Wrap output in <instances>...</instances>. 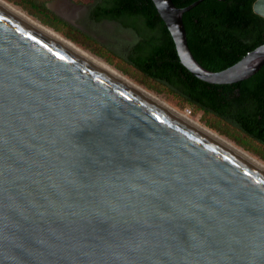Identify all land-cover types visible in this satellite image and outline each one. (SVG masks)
I'll list each match as a JSON object with an SVG mask.
<instances>
[{
	"label": "water",
	"instance_id": "water-1",
	"mask_svg": "<svg viewBox=\"0 0 264 264\" xmlns=\"http://www.w3.org/2000/svg\"><path fill=\"white\" fill-rule=\"evenodd\" d=\"M152 1L199 80L264 66L204 68V0ZM0 264H264V170L0 4Z\"/></svg>",
	"mask_w": 264,
	"mask_h": 264
},
{
	"label": "trees",
	"instance_id": "trees-1",
	"mask_svg": "<svg viewBox=\"0 0 264 264\" xmlns=\"http://www.w3.org/2000/svg\"><path fill=\"white\" fill-rule=\"evenodd\" d=\"M26 1L34 6L35 1ZM197 1L173 3L186 8ZM256 2L204 0L183 15L189 48L204 68L223 71L264 44V17L255 11ZM41 15L39 22L56 32L60 27L79 32L51 12ZM85 20L114 23L118 35L126 32L132 36L116 47L121 52L116 59L121 60L124 73L137 75L148 89L203 112L208 127L237 144L254 151L258 146L264 149V66L250 79L233 85L199 80L181 64L173 38L152 0H97Z\"/></svg>",
	"mask_w": 264,
	"mask_h": 264
},
{
	"label": "rangeland",
	"instance_id": "rangeland-1",
	"mask_svg": "<svg viewBox=\"0 0 264 264\" xmlns=\"http://www.w3.org/2000/svg\"><path fill=\"white\" fill-rule=\"evenodd\" d=\"M4 1L15 7L17 10L21 11L25 15L29 16L33 21H36L39 24H41L39 22V17L42 16V12H45L46 14H48L49 12L55 14L60 19H62L72 27L76 28L79 32H72L71 30L65 27H60V32H56L52 28H49L43 24L41 25L51 31L56 32L66 40L72 42L73 44L83 49L97 60L107 64L108 66H110L111 68H113L114 70H116L117 72H119L141 88H143L144 90L150 92L151 94L158 97L159 99H161L171 107L177 109L179 112L185 114L186 116H188L186 112L191 109L192 114L188 117L199 122L203 127L208 128L211 131L219 134L221 137H223L230 143L234 144L238 148L248 153L250 156L257 159L259 162L264 164V149L262 147L258 146L255 148L257 151H254L253 149L247 148L246 146H241L237 144L230 137L222 135L219 133V131L208 127L205 124V122H207L208 120L205 119L203 112H198L193 107L188 106L186 104H182L165 93H157L154 90L148 89L143 85L144 83L137 75H134L128 71H126L128 73H124L125 71H122L124 69L122 68V64L120 63L121 60L116 59L117 57H120L117 56V52L119 54L121 53L119 50L116 49V47H118L117 45L124 43L122 40H131L132 36L127 34L126 32L120 33L118 35L117 29L119 28L114 23L104 22L102 24H94L86 20L83 21V18L87 17L91 9V4L97 0H70L72 3L68 7L71 14L70 16L66 14V10H62V8H60V2H58V0H32L35 1L33 2L34 6L26 0ZM35 13L38 14L37 17H34V15L36 16ZM80 21H83L82 24L80 23Z\"/></svg>",
	"mask_w": 264,
	"mask_h": 264
},
{
	"label": "bare ground",
	"instance_id": "bare-ground-1",
	"mask_svg": "<svg viewBox=\"0 0 264 264\" xmlns=\"http://www.w3.org/2000/svg\"><path fill=\"white\" fill-rule=\"evenodd\" d=\"M58 2H60L59 3L60 8H62V10H66V14L68 16H70L71 14H70V11H69L68 7L72 4L71 1L70 0H58ZM0 4L2 6H4L5 8H7L8 10H10L11 12L15 13L16 15H18L19 17H21L22 19H24L25 21L29 22L30 24H32L36 28L40 29L41 31H43L47 35L51 36L55 40L59 41L60 43L64 44L68 48H70L73 51H75L76 53H78L81 56L85 57L86 59H88L89 61H91L95 65L99 66L100 68H102L103 70L108 72L109 74L113 75L114 77H116L120 81H122L125 84H127L128 86L132 87L133 89H135L139 93L143 94L147 98L151 99L155 103L159 104L163 108H165L168 111H170L171 113L175 114L179 118L185 120L186 122L190 123L191 125L195 126L196 128H198V129L202 130L203 132L207 133L208 135L212 136L216 140L220 141L224 145L228 146L229 148H231L232 150L236 151L237 153H239L240 155H242L243 157H245L246 159H248L249 161H251L252 163H254L255 165H257L258 167H260L261 169L264 170V164L263 163L259 162L257 159H255L254 157L250 156L248 153H246L242 149H240L237 146H235L234 144L230 143L229 141H227L226 139L221 137L219 134L211 131L208 128L203 127L199 122H197L194 119H192V118L186 116L185 114L179 112L177 109L171 107L170 105H168L167 103H165L164 101L159 99L158 97H156L153 94H151L150 92L144 90L143 88H141L140 86H138L137 84H135L134 82H132L131 80H129L128 78H126L125 76H123L122 74H120L119 72H117L116 70L111 68L110 66H108L107 64L97 60L96 58L91 56L89 53H87L83 49L79 48L78 46H76L72 42L66 40L65 38H63L62 36L57 34L56 32L45 28L44 26H42L41 24L37 23L36 21H33L29 16H27L24 13H22L21 11L17 10L15 7H13L9 3L5 2L4 0H0ZM262 12H264V11H262Z\"/></svg>",
	"mask_w": 264,
	"mask_h": 264
},
{
	"label": "built area",
	"instance_id": "built-area-1",
	"mask_svg": "<svg viewBox=\"0 0 264 264\" xmlns=\"http://www.w3.org/2000/svg\"><path fill=\"white\" fill-rule=\"evenodd\" d=\"M186 114H187L188 116H190V115L192 114V110L189 109L188 112H186Z\"/></svg>",
	"mask_w": 264,
	"mask_h": 264
}]
</instances>
